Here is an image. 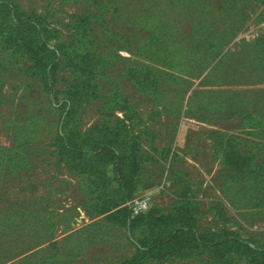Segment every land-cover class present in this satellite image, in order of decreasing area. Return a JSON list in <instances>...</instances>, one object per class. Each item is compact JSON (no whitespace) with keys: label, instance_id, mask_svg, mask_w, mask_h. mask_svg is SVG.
<instances>
[{"label":"rangeland","instance_id":"1","mask_svg":"<svg viewBox=\"0 0 264 264\" xmlns=\"http://www.w3.org/2000/svg\"><path fill=\"white\" fill-rule=\"evenodd\" d=\"M13 1L21 10L46 18L65 42L78 40L76 26L89 18L97 49L110 64L107 78L100 79V93L86 101L74 118L79 129L112 124L115 117L123 116L117 111L109 117L106 110L114 83L156 133L157 147L169 151L164 159L158 155L160 163L144 166L136 198L149 196L151 207L169 209L178 197L175 177L179 175L190 181L194 199L206 212L199 217L201 233L227 229L247 243L264 245V205L250 206L253 194H248V183H230L222 154L214 151V134L223 133L236 137L240 149L264 162L259 149L264 147V126L251 120L264 121V4L257 0ZM198 21L207 30L203 34L214 39L213 49L210 40H204L201 53L197 49L203 40H197L194 28ZM154 34L159 44L153 50L161 51L158 59L163 66L146 58ZM218 49L219 56L211 61ZM139 62L152 63L179 79L167 77L150 101L124 75L125 69ZM27 65L25 58L0 51V149L11 153L18 130L29 135L23 167L0 165V264H121L135 254L131 240L139 237L109 225L107 232L84 228L100 218L87 215L82 178L58 154L62 115L55 103L64 99L72 75L64 67L58 71L53 99L38 78L26 73ZM249 114L251 126L246 121ZM145 145L149 147L148 142ZM217 202L223 203L227 222L208 212Z\"/></svg>","mask_w":264,"mask_h":264},{"label":"trees","instance_id":"2","mask_svg":"<svg viewBox=\"0 0 264 264\" xmlns=\"http://www.w3.org/2000/svg\"><path fill=\"white\" fill-rule=\"evenodd\" d=\"M257 1L264 4V0ZM194 28L198 33L197 40H203L197 49L201 53L204 40L208 42L209 37L203 34L207 30L200 21ZM75 31L78 40L62 41L59 31L46 18L21 10L13 0H0V51L25 58L28 62L26 73L38 78L53 99L58 71L64 67L72 75L64 99L55 103L62 115L56 145L61 162L82 178V192L87 198L82 204L87 215L100 218L84 228L95 227L107 232L110 231L106 227L109 225L136 233L139 240H131L135 254L121 264L191 260L198 264H264V245L260 246L258 241L247 243L238 233L227 229L199 231V217L206 212L194 199L190 181L179 175L175 177L178 197L169 209L152 206L148 212L133 216L128 203L138 196L142 187L144 166L160 163L169 151L157 147L156 133L146 125L128 97L120 92V86L114 83H111L113 89L107 99L106 110L109 117L115 116L117 111L123 116L115 117L112 124L109 121L84 131L79 129L74 118L86 101L100 93V79L107 78L110 62L97 49L88 17L79 21ZM156 38V34L151 36L146 58L160 65L164 64L158 59L161 51L153 50L159 44ZM209 40V47L213 49L211 43L214 39ZM219 54L218 49L211 61ZM261 66L264 69V61ZM124 75L150 101L159 93L167 77L179 79L163 68L157 69L152 63L129 66ZM246 117L249 126L251 120L264 126V121H259L261 117L251 119V114ZM214 136V151L222 154V165L229 170V182H247L248 194H253L250 206L264 205V162H259L256 154L240 149L236 137L223 133H215ZM28 137L26 130L16 131L11 153L3 147L0 149V165L5 164L10 169L22 168ZM146 142L149 147H146ZM259 149L264 152V147ZM208 212H215L220 220H228L222 202H217Z\"/></svg>","mask_w":264,"mask_h":264},{"label":"built area","instance_id":"3","mask_svg":"<svg viewBox=\"0 0 264 264\" xmlns=\"http://www.w3.org/2000/svg\"><path fill=\"white\" fill-rule=\"evenodd\" d=\"M133 212V216H139L148 212L151 208V198L149 196L135 198L128 203Z\"/></svg>","mask_w":264,"mask_h":264}]
</instances>
